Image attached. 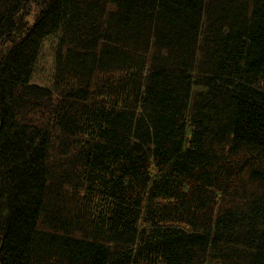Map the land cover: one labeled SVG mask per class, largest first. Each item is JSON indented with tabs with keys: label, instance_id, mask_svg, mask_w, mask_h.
I'll list each match as a JSON object with an SVG mask.
<instances>
[{
	"label": "trees",
	"instance_id": "1",
	"mask_svg": "<svg viewBox=\"0 0 264 264\" xmlns=\"http://www.w3.org/2000/svg\"><path fill=\"white\" fill-rule=\"evenodd\" d=\"M0 264H264V0H0Z\"/></svg>",
	"mask_w": 264,
	"mask_h": 264
},
{
	"label": "rangeland",
	"instance_id": "2",
	"mask_svg": "<svg viewBox=\"0 0 264 264\" xmlns=\"http://www.w3.org/2000/svg\"><path fill=\"white\" fill-rule=\"evenodd\" d=\"M40 71L36 74L35 76V80L38 83H43L45 84L46 79L48 78V74L50 71V57H49V53H48V48L46 47L44 50V55H43V59L40 63Z\"/></svg>",
	"mask_w": 264,
	"mask_h": 264
}]
</instances>
